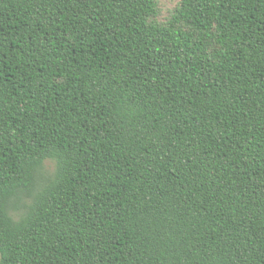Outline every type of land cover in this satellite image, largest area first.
<instances>
[{"label": "trees", "instance_id": "trees-1", "mask_svg": "<svg viewBox=\"0 0 264 264\" xmlns=\"http://www.w3.org/2000/svg\"><path fill=\"white\" fill-rule=\"evenodd\" d=\"M159 14L0 0V264H264V0Z\"/></svg>", "mask_w": 264, "mask_h": 264}, {"label": "rangeland", "instance_id": "rangeland-1", "mask_svg": "<svg viewBox=\"0 0 264 264\" xmlns=\"http://www.w3.org/2000/svg\"><path fill=\"white\" fill-rule=\"evenodd\" d=\"M159 5V18L161 20L167 18L171 11L174 9V7L177 5V0H158ZM46 169L48 173H51L53 170V164L50 162H46Z\"/></svg>", "mask_w": 264, "mask_h": 264}]
</instances>
